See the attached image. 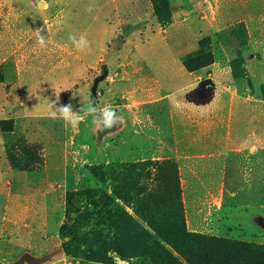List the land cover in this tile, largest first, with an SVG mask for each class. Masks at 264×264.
I'll use <instances>...</instances> for the list:
<instances>
[{
	"label": "rangeland",
	"instance_id": "374dc122",
	"mask_svg": "<svg viewBox=\"0 0 264 264\" xmlns=\"http://www.w3.org/2000/svg\"><path fill=\"white\" fill-rule=\"evenodd\" d=\"M167 1L171 17L162 26L183 33L169 39L175 63L188 58L198 67L199 41L206 38L201 53L213 63L196 71L217 98L220 83L234 92L222 112L224 144L264 146V0ZM137 2L123 11L109 0H0V121H12L6 125L12 131L0 133L16 175L14 191L24 195L6 204L27 212L0 234V264H264V204L235 206L218 190V102L210 107L212 120L191 121L189 132L181 124L168 130L161 137L166 151L153 154L158 159L147 151L141 159L110 153L105 143L117 147L118 138L98 131L90 116L77 128L46 115L20 117L23 85L56 82L97 107H117L127 103L120 87L150 81V61L132 47L145 38L129 37L144 23L121 16L153 11L151 0ZM247 3L254 8L245 9ZM230 12L234 19L218 31L219 16L225 20ZM172 18L187 21L172 27ZM37 28L45 29V48L37 43ZM70 34H85L91 51H78ZM167 161L177 171L181 212L171 208L163 220L143 199L157 200L161 184H172ZM98 192L111 201L97 203ZM191 215L199 218L194 231L187 225ZM27 240L30 247L20 246Z\"/></svg>",
	"mask_w": 264,
	"mask_h": 264
},
{
	"label": "crops",
	"instance_id": "0c3cea01",
	"mask_svg": "<svg viewBox=\"0 0 264 264\" xmlns=\"http://www.w3.org/2000/svg\"><path fill=\"white\" fill-rule=\"evenodd\" d=\"M109 1L117 10L123 9V11L132 10L134 5L136 7L138 5V0ZM262 6L264 8V4ZM244 7L245 9L254 8V4L247 3ZM118 15L121 14L118 13ZM121 16L129 23H144L143 29L133 31L129 37L136 36L137 33V35L145 38L141 42L136 40L132 47L140 58L144 61H150L148 66L153 76L150 81L133 83L130 86H124V88L120 87L121 90L126 89L124 98L126 97L127 103L118 105L116 108L121 113L122 111L125 112V120L115 129L105 132L108 138H118L117 147L112 146L110 141L105 143L110 153H118L119 157L129 156L141 159L144 151H147L152 159H158L153 154L166 151L164 148H167L169 143L162 141L161 137L166 136L168 130L175 131L176 124H181L180 126L184 127V131L189 132L190 129H185V126L191 121L200 125L203 124L202 122L212 120L214 116L210 107L218 102V190L221 199L223 196H227L228 200L235 206H250L254 203L263 205L264 146L257 142L254 143V141H248L239 148L229 149L224 144V140L221 139L225 134L222 127L226 121L225 114L222 112L228 102L235 100L233 90L229 89L226 83H220L217 98L211 90H208L206 81L201 79L200 75L203 72H189L184 70L182 64L175 63L176 60L171 51L169 39L171 34L181 35L182 31L174 28L172 33L170 30L168 32L167 29L163 28L164 26L157 22L153 11L135 16L125 12ZM224 18L225 20L222 16L218 18V31L221 28L219 25L223 21L234 19V14L230 12V15L224 16ZM147 19H149V23H146ZM182 21L186 22L187 19ZM243 21L246 22V19ZM183 22L172 18L170 25L173 27ZM185 29L187 32L192 31L189 26ZM224 55L228 58L226 54ZM221 61L223 63V59L219 58L218 66H220ZM225 72L223 69L222 73ZM262 79L264 86V73ZM223 90H228L231 93L230 99L227 100L224 97L226 94H223L225 93ZM21 91L22 100L26 102V108L18 111L21 113L20 117L51 116L47 101L48 98H55V95L60 96L61 103L71 102L73 105H77L83 101L81 97L83 92L81 93L79 90L71 93L65 92L63 85L59 86L56 82L49 84V86H45L43 83L33 86L23 85ZM174 101L180 102L183 105L182 108L174 107ZM160 107L164 108L163 114H160L159 109H156ZM197 135L200 136V133ZM15 181L16 175L7 158L6 146L2 133H0V234L17 225L21 222L23 215L27 214L23 209H18L16 212L6 204L16 197L24 199V195H19L18 192L14 191ZM74 183L77 185L78 179ZM240 199L249 202H239ZM198 219L197 216L193 215L187 218V225L191 227V230L197 229ZM27 242L28 244H21L20 246L30 247L29 240Z\"/></svg>",
	"mask_w": 264,
	"mask_h": 264
},
{
	"label": "clouds",
	"instance_id": "9594fccd",
	"mask_svg": "<svg viewBox=\"0 0 264 264\" xmlns=\"http://www.w3.org/2000/svg\"><path fill=\"white\" fill-rule=\"evenodd\" d=\"M87 11L89 13L92 12L93 7L89 6ZM42 32H45V29L37 28L35 30V36L39 47L45 48L47 47L46 35L42 34ZM68 39L78 51L84 53L91 51V43L85 34H80L79 36L70 34ZM47 106L53 119L61 118L66 124L73 128H77L79 124L89 116L100 132L115 129L125 120L124 115L119 112L116 107L110 104L97 107L91 97H85L82 103L74 106L71 102L61 103L60 96L55 95V98H48ZM182 106L180 102L174 101V107L177 109H181Z\"/></svg>",
	"mask_w": 264,
	"mask_h": 264
},
{
	"label": "trees",
	"instance_id": "16d2710c",
	"mask_svg": "<svg viewBox=\"0 0 264 264\" xmlns=\"http://www.w3.org/2000/svg\"><path fill=\"white\" fill-rule=\"evenodd\" d=\"M152 7H153V12L156 17V20L159 24L165 25L169 23V19L171 17V12L169 9V3L167 0H151ZM242 29L244 30V25L241 23L240 24ZM207 39H201L199 41V49L198 53L196 54V60H201V62L197 65L198 67H191L190 61L188 58H185L183 60V66L189 71L193 72L198 69L207 67L213 63L212 58L203 55L201 53V49L203 45L206 43ZM12 121L11 120H2L0 121V131L1 132H7V131H12V127L6 125H9ZM166 165L169 167L171 176L173 178L172 184L170 186H167L165 182L161 184V190L160 191V197L157 200H153L150 197H146L143 199L147 205L146 208L148 211H151V209L157 210L162 212L161 218L164 220V217H167L165 215L166 213H169V210L171 208L177 209L178 212H181V207H180V197L179 194L181 192L179 188V182H178V177H177V171L171 164V162L167 161ZM106 166L101 167V170H104ZM109 169V168H108ZM144 190V187L137 188L136 191L139 193H142ZM158 191V192H159ZM100 194V192H98ZM111 199L109 196L104 195L103 193L100 194L99 198L96 200L97 203H106L110 202ZM233 249H236V246H232ZM237 253V252H236Z\"/></svg>",
	"mask_w": 264,
	"mask_h": 264
}]
</instances>
